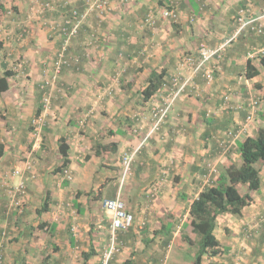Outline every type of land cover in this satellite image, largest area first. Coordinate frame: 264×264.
I'll return each instance as SVG.
<instances>
[{"label":"crops","instance_id":"crops-1","mask_svg":"<svg viewBox=\"0 0 264 264\" xmlns=\"http://www.w3.org/2000/svg\"><path fill=\"white\" fill-rule=\"evenodd\" d=\"M45 1L58 3L60 10L41 14L37 4ZM88 1L9 0L19 21L29 27V38L23 52L10 48L6 57L23 54L33 65L24 75L30 84L13 70L8 88L0 93V264H76L90 246L97 254L89 263L101 264L111 238V215L102 202L117 196L133 223L117 233L111 264H185L181 251L187 246L183 236L192 233L191 201L225 167L240 165L237 143L264 126L259 113L264 35L245 30L219 60L210 62L211 81L199 73L192 77L160 130L133 156L123 180L121 161L107 164L103 157L114 160L118 154L119 159L137 146L150 127L151 112L166 96L168 80L190 74L180 62L182 55H197L201 44L214 48L224 42L237 27L242 7L262 13L264 0H170L176 18L162 15L169 0H109L108 8L83 21L72 40L75 56L69 53L77 66L62 72L60 86L45 106L39 89L43 74L34 69V61L40 56L51 60V48L59 40L51 37L48 24L60 23L66 8L83 10ZM151 15L154 23L148 24ZM248 61L258 71L250 78L245 75ZM152 71L163 73L166 85L144 99ZM253 99L261 105L248 119ZM62 139L68 145L66 157L59 151ZM222 141H230V147L221 150ZM64 158L71 179L57 169ZM257 167L261 186L249 192L252 200L241 215L216 217L213 232L220 252L208 258L216 264H264V166L259 162ZM18 185L26 195L16 207L9 191ZM238 189L247 191L244 185ZM44 201L47 207L39 214ZM167 228L172 238L164 246Z\"/></svg>","mask_w":264,"mask_h":264},{"label":"built area","instance_id":"built-area-1","mask_svg":"<svg viewBox=\"0 0 264 264\" xmlns=\"http://www.w3.org/2000/svg\"><path fill=\"white\" fill-rule=\"evenodd\" d=\"M109 6V0H89L86 8L79 11L76 8H71L68 13L63 17V20L58 24V33L61 37V43L55 54L54 60V73L52 80L60 73L61 69L69 64V56L66 54L68 49V44L70 40L75 37L78 33V29L83 21L88 17V15L95 12H102ZM162 15L164 17L176 18V5L174 2L170 1L167 4V7L164 8ZM237 27L221 44H218L214 48H207L205 45L201 44L197 49V55L193 56L191 54H185L181 56L180 62L183 66L189 68V75L182 76L181 74H174L169 79V85L166 86V96L163 102L155 107L151 112L150 118L151 123L148 130L142 135L137 146L132 149L130 152L125 153L121 158V177L122 180L130 173L131 163L133 156L153 137V134L158 132L168 117L169 111L174 103V101L184 93L186 86L191 81L192 77L196 74H200L206 81H211L213 76L214 67H209L210 62L213 60H219L222 57V53L227 47V45L243 33L245 30H249L258 35H264V12L254 14L248 8H242L238 16ZM148 24H153V16H148L146 19ZM74 61L77 62V58H74ZM214 63V62H213ZM48 86V81L41 83V88L45 91L43 93V101L45 106L49 104V92L46 91ZM225 99H228L225 97ZM259 99H253L249 104L250 112L247 116L250 119L256 112L259 106ZM230 141H222L220 145L229 148ZM214 171V170H213ZM15 174L18 171L15 170ZM64 174H68V170L64 169ZM11 202L16 207L21 206L22 200L26 195V190L22 185H18L15 189L9 191ZM104 209L110 213V231L111 238L110 243L104 249L101 254V264H111V259L116 252V235L118 230H126L133 223V215L126 208L123 200L119 196L113 199H104L103 202ZM2 221V214H0V222ZM6 232H3V236H6Z\"/></svg>","mask_w":264,"mask_h":264},{"label":"trees","instance_id":"trees-1","mask_svg":"<svg viewBox=\"0 0 264 264\" xmlns=\"http://www.w3.org/2000/svg\"><path fill=\"white\" fill-rule=\"evenodd\" d=\"M242 8L247 7L243 6ZM76 9L81 11V9ZM3 10L4 5L2 3V0H0V12ZM237 16L235 17V22H237ZM81 26L82 24L78 29V33L81 30ZM77 35L75 37H77ZM60 43L61 39L59 45ZM1 46L2 42L0 41V47ZM66 54L68 55V49ZM260 62L261 65L264 67V56L260 58ZM14 73L15 72L13 70H3L2 74L0 75V93H2L8 88V78L13 76ZM257 73L258 71L253 66H251L248 61L245 72L246 77H253L257 75ZM163 76V73H158L156 71L151 72L148 78L147 85L142 90V95L144 99H148L149 97H151L162 85L165 84V79ZM167 85H169V83ZM40 86L39 89L43 94L45 91ZM47 90L48 89L46 88V91ZM259 105H261V102H259ZM262 105L263 111L259 113L264 121V100L262 101ZM258 110L259 106L256 112ZM39 111L40 109L37 110L36 114H38ZM219 147L221 148V150L225 149V147ZM67 149L68 145L65 143V140L62 139L59 144V151L63 157L67 156ZM237 152L239 153L241 159L240 165L230 164L225 167L224 171L222 173H219L218 176L213 179V183L203 188L191 201L189 208V226L191 232L195 235L196 240L194 241L188 236H183V239L188 244L196 245L195 255L191 264H203L206 258H212L219 254V243L213 232L216 225L217 215L221 213L241 215L242 209L246 205H248L252 200V197L249 192L258 190L260 188L261 179L257 163L260 162V164L264 166V126L260 127L256 131L254 136H247L242 141L238 142ZM3 154L4 144L0 142V161L3 157ZM66 162L67 159L64 158L63 164L61 165L62 167L57 168L62 174L64 173L63 166H65ZM239 185L246 186L247 191L241 194L238 189ZM46 207L47 203L46 201H44V204L37 210V213L40 214L46 209ZM42 225L43 224H41V226ZM130 227L131 226H129L126 230L130 229ZM162 227H164V225ZM119 231L125 230H118L117 233ZM169 232L170 229L168 228L164 232L165 235L164 239L162 240L164 246H167L172 238V235L169 234ZM121 239L124 241L126 237L121 236ZM115 253L116 252H114L111 261H113ZM95 254L97 253L92 248V246L89 247L88 251L82 252V264H90L89 261L91 257ZM128 262L129 260L125 261L124 264Z\"/></svg>","mask_w":264,"mask_h":264},{"label":"rangeland","instance_id":"rangeland-1","mask_svg":"<svg viewBox=\"0 0 264 264\" xmlns=\"http://www.w3.org/2000/svg\"><path fill=\"white\" fill-rule=\"evenodd\" d=\"M4 3L6 5L7 12L3 10L0 13V21H1L0 22V41L2 42V46L0 47V75L2 74L3 70H5V69L14 70L15 72L21 73L22 77H20V79H23V82L25 84H30L29 78L24 76L25 75V71H26V73H28L29 72L28 70L30 69V65H33L32 62L29 61V57L28 56L25 57V56H23V54L20 55V56H15V57H12V56L9 57V58L6 57V55H8L7 51L10 48H13V49L14 48L15 49H19L20 48V51H22V48H23L22 46H25V42L29 38V27L25 23H22V22L19 21V19L17 17L18 16L17 12H15L13 10V8L11 7V5L9 3V0H4ZM37 5L40 7V8L38 7V9H39L41 14H43L47 10H49V11H51L53 9L60 10L58 3L55 4V3H52L50 1H48V2L47 1L38 2ZM66 9L63 11V15L62 16H64L69 11V9H67V10ZM60 20H61V18H60ZM58 22H59V20L58 21H53V22H51L49 24L47 23V24H48V27H49V32H50L51 37L53 39H55V37L58 36L59 40H60L61 37H60V35L58 33V29H57L58 24H59ZM6 24H9L8 27L5 26ZM14 33H15V37L12 38ZM74 38H76V37H74ZM73 39H71L69 44H68V55H70L69 54L70 52H71V54H73L72 51H71V46H72V40ZM59 40L56 43V46H54V47L52 46V48H51V52H53V55H51L52 56L51 60L48 59L50 57L47 56L48 58L46 59V61H42V59H41L42 56H40V60L39 61H36V60L34 61L35 62L34 69H37V72H38V70H41V74H43V78H42V81L40 83L48 81L47 88H48V92H50V94H49L50 97L52 96L51 91L53 90V88H57V87L60 86V80H59L58 77L62 74V72L65 69L66 70H72L74 68V70H75V67L77 66V64L75 65L73 63H70V60H71L70 59L69 60V64L64 66L61 69L60 73L56 76L54 81L52 80V76H53V73H54L55 54H56L57 49L59 48V42H60ZM9 43H10L11 47H9ZM33 50H35V53L37 55H39L40 51L39 50L37 51L36 47H34ZM73 56H75V55L73 54ZM43 57H44L43 59H45V56H43ZM19 83H21V82L19 81ZM132 129H133L134 133H137L138 130L136 129V126H133ZM127 152H124V154L127 153ZM124 154H122V155L119 154L120 158H122V156ZM117 155L115 154V155L112 156L114 158V160H110L109 157H107L106 159L103 157V159L105 160L104 163H107V164L108 163H112L113 164V163H116L118 161L120 162L121 159L119 158L120 159L119 160L117 158ZM68 174L70 175L69 172H68ZM64 177H65V175H64ZM70 179H71V175H70ZM190 238L192 240H194V241L196 240V237H195V235L193 233H191ZM180 240L183 241V239H180ZM186 244H187V246L184 247V249L181 251V253L184 256H186V260H184L185 264H191V262L193 260V257L195 255L196 245L195 244L191 245V244H188V243H186ZM186 244H184V245H186ZM213 261H212V259L208 260V258H206L204 260L203 264H212V263H215L216 260L213 259ZM72 264H75V263H72ZM76 264H82L81 263V257L78 258V262Z\"/></svg>","mask_w":264,"mask_h":264}]
</instances>
